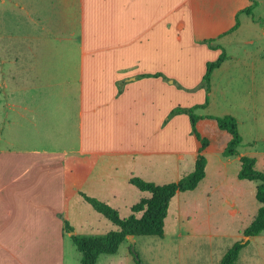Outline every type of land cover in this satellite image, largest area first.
Returning a JSON list of instances; mask_svg holds the SVG:
<instances>
[{
  "label": "crops",
  "instance_id": "crops-1",
  "mask_svg": "<svg viewBox=\"0 0 264 264\" xmlns=\"http://www.w3.org/2000/svg\"><path fill=\"white\" fill-rule=\"evenodd\" d=\"M262 2L0 0V37L8 44L0 53V94H6L0 96V129L9 123L10 133L0 131V264L4 249L8 264H54L56 254L60 264L69 216L64 212L71 200L84 201L81 191L102 199L120 183L133 189L131 178L148 165L170 170L175 181L193 171L198 152L190 117L169 114L188 104L189 92L222 49L228 57L212 73L207 107L219 87L228 90L233 83L253 94L239 109L244 122L257 126L264 85L257 73L264 69V47H257L264 38ZM253 4V12H245ZM207 39L221 47L211 48ZM240 43L256 48L244 49L241 57L233 52ZM238 113L232 115L244 139ZM203 120L218 126L201 118L198 128ZM249 146L251 141L244 151L240 145L239 154L220 158L213 176L210 143L206 176L195 190L175 197L200 191L206 203L217 194L222 206H235L252 180L229 181L224 170L234 164L238 177L241 156L256 153ZM125 169L127 175H115ZM119 194L112 192L115 199ZM194 228H179V235H193Z\"/></svg>",
  "mask_w": 264,
  "mask_h": 264
},
{
  "label": "rangeland",
  "instance_id": "rangeland-1",
  "mask_svg": "<svg viewBox=\"0 0 264 264\" xmlns=\"http://www.w3.org/2000/svg\"><path fill=\"white\" fill-rule=\"evenodd\" d=\"M251 6H253V12L255 5ZM260 11L264 15V2L260 4ZM7 25L5 24L2 27L6 28ZM1 37L0 53L2 54L6 52L5 49L8 44L5 38ZM208 40H210L212 44L217 41L216 39H207L206 41ZM206 44L208 45L207 42ZM215 45H218V43ZM257 47H264V38L262 39V43L258 44ZM234 48L235 50L233 52L235 53L236 51V53L243 57L244 49L253 50L256 47L254 45L240 43ZM257 73H262L260 74L261 77L264 75V69H262V72L257 71ZM234 85L235 84L232 83L228 90H223L222 87H219L213 98L212 104L208 107L207 104L205 107L196 108L195 113L203 116H223L224 113H230L232 115L233 113H237L238 110V112H240L238 115L242 123L241 132L244 135V142L241 143V150L244 151L247 149L243 148V145L245 146V144L251 141L252 148L249 146L248 149L251 148L256 152L251 157L256 158V168L264 172V85L260 87V92L258 93V96L262 99L259 101L257 107V111L259 110V121L257 126L255 124L251 125L250 122H244L245 117L241 114L242 110L239 109L241 104L250 101L249 98H251L253 94L241 92L238 88H235ZM191 91L192 92H189L191 93L189 100L186 102L188 104H180L179 106L193 107L197 104L202 105L206 102L207 97L210 102V93L207 94L206 89L200 86V84L191 89ZM0 96L1 98H5L6 94L2 93ZM198 129L201 134L206 136L210 140V143H212L213 154H209L208 158L212 164L211 168H213L211 174L217 176L215 175V171L220 169L219 159L225 158L222 153L231 139V135L227 133L228 135L226 136L222 132L223 130L220 131L221 129L213 123V120L201 121ZM0 131H2L4 137H8L10 134L9 123L3 125ZM64 145H66V142L62 143V146ZM225 169L224 171L229 181H234L239 178L237 177L234 164H228ZM127 174L128 170L126 169L125 171L118 170L115 173V175L120 176ZM187 174L188 173L185 174L184 172L182 177ZM139 176L142 177V179H149L147 181L160 185L175 182L176 179L174 173H171L170 170H154L151 165H148L147 169L142 170ZM210 181L212 180L210 179ZM248 182V187L242 190L244 196L241 198L237 197L233 200L235 206L231 205V203L222 206L221 203L223 200H220L217 194H214L210 198L211 200L209 203H206L202 197L198 196V192L200 191L182 193L180 197H175L170 204L168 217L165 223L166 234L164 238L158 236H139L135 243V252L130 251V241L128 239L121 245L116 254L101 255L97 264H137L135 258H140L144 264H220L223 256L236 241L246 239L243 231L255 218L259 209L260 203L256 198V190L254 188V186H256V181ZM257 184L259 185L260 182L257 181ZM214 185L215 183H210L209 191H211ZM121 186L122 184L120 183L117 187H114L113 190H105L104 195L100 198L104 197L102 199H108L110 201L108 203L117 208L122 217H128L131 214V206L139 202L142 197H146L149 194L138 190L136 187L127 190L126 188L123 189ZM235 190H237L236 187H234L233 192ZM112 192H118L120 194L115 199L112 196ZM234 207H236L237 210L239 209L236 215L231 214V212L235 213L236 208ZM66 215H69L68 221L74 227L75 233L79 235H104L115 229L112 222L94 211L86 202L84 203V201H82L81 203L79 199L71 200L69 213H66V211L64 212V217ZM182 220L183 223L181 222ZM193 223L195 227V233L193 235L188 236L186 232V234L182 236L179 235V228L187 231ZM9 239L11 241L16 238ZM247 241H249V243L241 250L237 264H264V232L259 236L248 238ZM61 245L62 256L60 257L62 258L60 264H80V252L72 242L70 234L65 230H62ZM4 246L6 247L7 245L5 244ZM8 256L9 252H6L4 249L3 264H8L10 261V258L7 259ZM57 259L56 254L54 264H56Z\"/></svg>",
  "mask_w": 264,
  "mask_h": 264
},
{
  "label": "trees",
  "instance_id": "trees-1",
  "mask_svg": "<svg viewBox=\"0 0 264 264\" xmlns=\"http://www.w3.org/2000/svg\"><path fill=\"white\" fill-rule=\"evenodd\" d=\"M255 5V4H253ZM252 7L245 9V12L251 13ZM239 25V19L234 27ZM211 48H220L221 46L212 44L210 40L206 41ZM205 42V43H206ZM228 55L222 49L216 60L209 61L206 66V72L202 78L200 86L204 87L207 94L211 91V78L214 69L219 67ZM159 75V74H156ZM148 76V75H146ZM209 103V98L202 105L193 107L177 106L173 108L169 117L180 113H186L190 117L191 132L197 143L198 156L193 171L180 178L178 181L166 184H156L144 180L140 177H132L131 183L140 191L147 192L149 195L142 197L139 202L131 206V214L128 217H122L117 208L109 203L91 196L83 191L80 192L84 201L88 203L96 212L100 213L115 226V229L104 235H79L75 233L74 227L68 220H65V229L71 233L72 242L80 252V264H97L101 255L116 254L121 245L128 240V236H158L164 237L165 223L168 216L170 203L178 192L195 190L200 182L206 176L207 158L204 150L210 145V140L201 134L197 123L201 118H210L216 120L221 130L227 131L231 135L227 146L223 151L225 157L239 154V147L242 143V135L239 130L238 120L234 115L225 114L223 116L198 115L195 109L205 107ZM241 168L238 173L239 179L258 181L256 198L260 203L255 218L244 229L245 237H255L264 232V172L256 168V158L248 155L241 156ZM249 241L244 239L236 241L233 246L226 252L220 261V264H237L240 258L241 250L248 245ZM130 251L131 250V243ZM137 264H144L140 258H135Z\"/></svg>",
  "mask_w": 264,
  "mask_h": 264
},
{
  "label": "water",
  "instance_id": "water-1",
  "mask_svg": "<svg viewBox=\"0 0 264 264\" xmlns=\"http://www.w3.org/2000/svg\"><path fill=\"white\" fill-rule=\"evenodd\" d=\"M248 238H249V237H246V239H245L244 241H247ZM128 239H129V241H130V243H131V250H132L133 252H135V251H136V250H135V243H136L135 239L133 238L132 235H129V236H128Z\"/></svg>",
  "mask_w": 264,
  "mask_h": 264
}]
</instances>
